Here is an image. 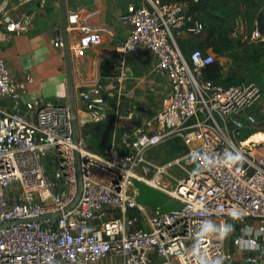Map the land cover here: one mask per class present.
<instances>
[{"label":"built area","instance_id":"obj_1","mask_svg":"<svg viewBox=\"0 0 264 264\" xmlns=\"http://www.w3.org/2000/svg\"><path fill=\"white\" fill-rule=\"evenodd\" d=\"M204 1L140 0L123 14L131 30L117 45L120 68L128 53L143 46L158 57L157 71L171 82V95L151 122L154 130L123 133L126 153L113 149L96 156L77 145L70 105L43 99L22 103L31 77L16 79L0 58V264H112L102 262L110 257L122 260L116 264H151L152 255L161 258L159 264H199L200 251L229 260L225 237L200 235L206 220L239 225L232 242L244 254L242 264H264V129L257 127L264 91L253 81L215 82L206 68L217 54L183 49L181 39L205 31ZM9 3H0V41L5 33L24 29L30 17L12 19ZM250 38L264 44V31L255 28ZM56 40L64 45L62 37ZM117 80L123 82V73ZM81 97L90 118L106 117L98 85L86 86ZM181 133L190 144L188 153L156 165L152 179L160 184L159 177L175 166L185 169L192 158L196 165L170 192L180 206L149 211L135 181L150 182V176L139 168L148 150ZM77 150L89 159L82 162L81 199L66 212L79 192ZM237 151L242 161L226 159ZM233 208L243 211L242 220L231 218ZM131 212L144 218L141 225Z\"/></svg>","mask_w":264,"mask_h":264},{"label":"crops","instance_id":"obj_2","mask_svg":"<svg viewBox=\"0 0 264 264\" xmlns=\"http://www.w3.org/2000/svg\"><path fill=\"white\" fill-rule=\"evenodd\" d=\"M139 2L140 0H64L79 138L82 146L96 156H103L113 149L120 153L128 152L129 148L122 142L123 133L139 129L153 131L151 122L171 95L169 77L157 71L158 57L147 48L141 46L138 53H128L125 66L120 68V52L117 45L131 30L130 24L122 20V16L129 4ZM203 4V7L200 6V16L207 24L212 19L215 21V16H222L223 11L239 14L238 22L241 24L235 29L234 34L248 32L247 19L251 18L257 23L264 14V0H257L252 5L246 0H235L219 9L212 8L216 3L212 4L211 1ZM31 8L35 9L25 22L24 29L2 36L0 58L7 62L16 79L23 81L27 75L31 77L26 91L21 96L22 103L43 99L46 102L70 105L65 47L59 45L56 40L59 36L63 39L60 2L10 0L9 14L14 20H22ZM255 28L259 27L255 26L253 29ZM213 31L214 29L209 26L202 37L186 35L180 44L186 51L193 47H202L218 55L217 44L213 41L219 34ZM224 70H221V74L225 73ZM121 73L124 80L120 84L117 76ZM90 85H98L101 88L106 103L107 115L99 121L93 120L82 110L84 102L81 91ZM119 85L122 87L121 91L117 90ZM156 148L159 150L158 154L146 156L147 163L154 168L158 159L164 158L168 161L185 155L190 149V144L181 133ZM189 160L185 161L186 165ZM189 163L191 168L196 165L193 161ZM175 176V180L179 182V173ZM139 200L141 201L140 196ZM174 200L179 202L175 198ZM130 215H137L135 220L137 225L143 223L144 218L136 212H131ZM228 224H234L235 230L225 237L230 259L224 261V264H242L244 254L236 249L232 242V237L240 230L239 225L233 221H229ZM152 258L151 264H159L161 261L158 255H152ZM121 261L119 258L110 257L102 262L116 264Z\"/></svg>","mask_w":264,"mask_h":264},{"label":"rangeland","instance_id":"obj_3","mask_svg":"<svg viewBox=\"0 0 264 264\" xmlns=\"http://www.w3.org/2000/svg\"><path fill=\"white\" fill-rule=\"evenodd\" d=\"M222 16H217L215 19V28L219 36L213 41L218 46H222L219 42L220 37H227V47L223 49L222 52L218 53L219 64L222 69L226 67L224 74H221L220 83L222 84H234L246 81H253L258 83L264 91V44L260 42L253 41L250 38V33L252 29L257 26L262 31H264V14H262L256 23V21L248 18L246 21V30L243 34L237 32L235 29L240 26L241 23L238 22L240 15L232 11H223ZM247 33V34H246ZM204 34V33H203ZM202 35L195 37H202ZM264 107V99L262 103ZM257 127L264 129V114L260 113L258 115ZM158 148H153L147 151V154H158ZM147 158V157H146ZM167 160L158 159L156 161L157 165L163 164ZM195 164L192 158L186 162L188 163L185 169H181L178 166L174 170H169L167 174H164V183L153 185L151 184L152 179L155 177L153 172L149 180L150 182L143 180H136L135 187L139 189V196L141 201L146 205L149 211L153 209H177L179 208V202L174 200L173 195L170 193L177 187V182L175 180L176 174L179 173V180H181L186 174V168L191 169L189 162ZM193 166V165H192ZM176 199V198H175Z\"/></svg>","mask_w":264,"mask_h":264},{"label":"water","instance_id":"obj_4","mask_svg":"<svg viewBox=\"0 0 264 264\" xmlns=\"http://www.w3.org/2000/svg\"><path fill=\"white\" fill-rule=\"evenodd\" d=\"M59 2H60V10H61V18H62L61 23H62L63 41H64V47H65V52H66V62H67L69 85H70L69 95H70V108L72 111V120H73V128H74V139H75V143L77 145H80L81 142H80L79 130H78V116H77V110L75 106V96H74V90L72 87V78H71V73H70L69 41H68V31H67L68 24H67V18H66V10H65V5H64V0H59ZM34 9L35 8H31L26 13V16H30ZM88 159H89V155L87 153H81L79 150L76 151L77 169H78V174L80 178L79 192H78V195L75 201L65 210L66 212L72 209L73 207H75L81 199L82 192H83L82 162ZM46 160L48 161L51 160L49 155L46 156ZM139 172L146 176H149L154 172V167L148 164L147 162H143L139 168ZM58 181L60 183L62 182L61 179H58ZM60 215L61 213L45 215V216L40 217L37 220L58 217ZM16 222H19V221H16Z\"/></svg>","mask_w":264,"mask_h":264},{"label":"clouds","instance_id":"obj_5","mask_svg":"<svg viewBox=\"0 0 264 264\" xmlns=\"http://www.w3.org/2000/svg\"><path fill=\"white\" fill-rule=\"evenodd\" d=\"M228 161L233 163L242 161L244 156L240 152H229L226 156ZM205 166H208V162H205ZM229 215L233 220H242L244 213L239 208H233ZM235 230L234 224H225L223 227L217 225L214 221L206 220L200 228V235L201 236H208L210 234H218L222 237H227ZM200 241L196 240L193 242L192 247L193 249L197 248ZM197 258L199 260V264H224V258L222 256H217L215 258L209 257L204 251H200L197 253Z\"/></svg>","mask_w":264,"mask_h":264},{"label":"trees","instance_id":"obj_6","mask_svg":"<svg viewBox=\"0 0 264 264\" xmlns=\"http://www.w3.org/2000/svg\"><path fill=\"white\" fill-rule=\"evenodd\" d=\"M208 1H211L212 4H215L216 3L214 6H212V8L219 9L221 7H226L227 5H229L231 2H233L235 0H205L204 1L205 4ZM246 1L248 2V4L252 5V4L256 3L257 0H246ZM203 3L201 4L202 7L204 6ZM215 17H217V16H215ZM214 24H215L214 19H212V21H210V23H208V24L204 22L205 30H206L207 27L210 26V28H213L214 29L213 32H215L216 31V28H215ZM226 38L227 37H220L219 42H221L222 46H218V45L216 46V51L218 53L222 52L223 49L228 46L227 45V39ZM221 69H222V67L219 64V61L216 60L214 63L210 64L206 68V75H207L208 78H211L215 82L220 83V79H221V76H222L221 75Z\"/></svg>","mask_w":264,"mask_h":264},{"label":"bare ground","instance_id":"obj_7","mask_svg":"<svg viewBox=\"0 0 264 264\" xmlns=\"http://www.w3.org/2000/svg\"><path fill=\"white\" fill-rule=\"evenodd\" d=\"M159 179H160V182L161 183H164V181H163V178H161V177H159ZM158 182H156V181H151V184H153V185H156Z\"/></svg>","mask_w":264,"mask_h":264}]
</instances>
